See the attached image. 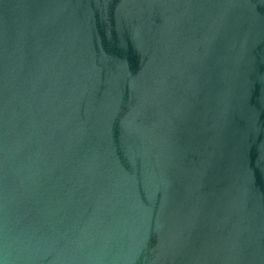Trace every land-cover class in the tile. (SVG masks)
Segmentation results:
<instances>
[{
    "label": "water",
    "instance_id": "water-1",
    "mask_svg": "<svg viewBox=\"0 0 264 264\" xmlns=\"http://www.w3.org/2000/svg\"><path fill=\"white\" fill-rule=\"evenodd\" d=\"M0 264H264V0H0Z\"/></svg>",
    "mask_w": 264,
    "mask_h": 264
}]
</instances>
